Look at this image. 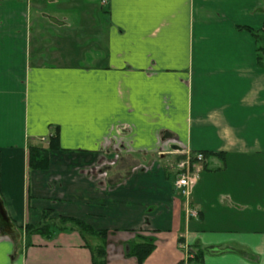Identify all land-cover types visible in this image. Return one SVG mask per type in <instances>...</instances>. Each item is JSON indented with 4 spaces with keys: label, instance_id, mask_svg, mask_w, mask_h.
<instances>
[{
    "label": "crops",
    "instance_id": "crops-1",
    "mask_svg": "<svg viewBox=\"0 0 264 264\" xmlns=\"http://www.w3.org/2000/svg\"><path fill=\"white\" fill-rule=\"evenodd\" d=\"M250 28L264 30V0H0V197L16 234L0 229V264H92L77 232L18 231L44 213L108 231L107 264H138L139 238L155 239L144 264L199 250V264H264ZM55 134L48 168L31 171L30 146ZM188 152L214 155L184 196Z\"/></svg>",
    "mask_w": 264,
    "mask_h": 264
},
{
    "label": "trees",
    "instance_id": "trees-1",
    "mask_svg": "<svg viewBox=\"0 0 264 264\" xmlns=\"http://www.w3.org/2000/svg\"><path fill=\"white\" fill-rule=\"evenodd\" d=\"M255 37L257 42V55L258 62L263 60L264 54V30L248 29ZM261 56V57H260ZM52 149H59V137L55 134L50 138L49 147L36 146L32 144L29 148V169L32 170H45L48 168V152ZM205 155V162L203 164V170H210L209 164L206 163L207 159L214 155L212 152H203ZM219 156L221 154H218ZM191 205V204H190ZM199 213V212H198ZM21 234L27 236L40 235L47 240L54 239L58 234L62 232H77L81 236L84 246L91 252L92 264H107V236L106 230H95L82 220L58 216L52 217L50 213H44L43 218L39 225H26L23 229L18 230ZM182 243L183 240L179 239ZM155 250V239H141L130 245L129 257H134L138 264H144V262L151 256ZM190 264H199L204 256L202 250L196 251L194 255L189 253Z\"/></svg>",
    "mask_w": 264,
    "mask_h": 264
},
{
    "label": "built area",
    "instance_id": "built-area-1",
    "mask_svg": "<svg viewBox=\"0 0 264 264\" xmlns=\"http://www.w3.org/2000/svg\"><path fill=\"white\" fill-rule=\"evenodd\" d=\"M108 0H103L106 3ZM206 158L203 152H188L185 157L176 163L177 180L176 187L184 196H189L191 190L196 185L199 173L203 170ZM189 215L193 218L198 216V211L192 208Z\"/></svg>",
    "mask_w": 264,
    "mask_h": 264
},
{
    "label": "water",
    "instance_id": "water-1",
    "mask_svg": "<svg viewBox=\"0 0 264 264\" xmlns=\"http://www.w3.org/2000/svg\"><path fill=\"white\" fill-rule=\"evenodd\" d=\"M0 229L9 232L11 235H16L15 232L12 230L10 218L7 215V212L4 208V204L0 197Z\"/></svg>",
    "mask_w": 264,
    "mask_h": 264
}]
</instances>
